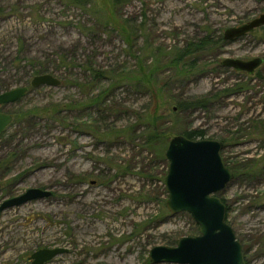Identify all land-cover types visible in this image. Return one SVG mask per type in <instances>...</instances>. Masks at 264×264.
<instances>
[{"label": "rangeland", "instance_id": "obj_1", "mask_svg": "<svg viewBox=\"0 0 264 264\" xmlns=\"http://www.w3.org/2000/svg\"><path fill=\"white\" fill-rule=\"evenodd\" d=\"M69 1L0 0V93L30 87L37 76L31 58L47 62L49 74L61 80L57 88L30 87L4 108L14 120L0 136V205L32 188L52 195L0 212V264H31L33 253L55 248L68 252L46 264H151L152 248L197 236L189 213L173 215L167 207L165 152L185 131L227 141L223 161L248 168L217 196L229 206L227 222L246 264H264V63L252 75L221 65L228 58L264 60L263 27L224 39L227 29L264 14V0H123L117 6L91 0L92 12ZM96 10L111 27L88 34L84 27L95 22ZM125 20L145 25L134 44L112 30ZM206 36L224 43L197 53L191 76L175 74L166 55ZM62 55L72 56L74 66L60 68L55 59ZM145 60L162 66L159 85L172 103L160 146L147 144L139 119L155 107L156 95L127 79L114 87L106 78L89 84L85 71L91 64L134 77ZM197 100L207 102L178 110Z\"/></svg>", "mask_w": 264, "mask_h": 264}, {"label": "water", "instance_id": "obj_2", "mask_svg": "<svg viewBox=\"0 0 264 264\" xmlns=\"http://www.w3.org/2000/svg\"><path fill=\"white\" fill-rule=\"evenodd\" d=\"M264 27V14L252 21L225 31V41H234ZM264 63L262 58L222 61L225 68L254 74ZM60 87L61 81L51 74L35 76L32 89ZM30 87H18L0 93V107L23 99ZM13 117L0 113V136L11 125ZM224 144L215 140H191L175 137L168 145L165 158L169 162L165 178L167 207L171 214L189 213L199 227L197 236H186L177 245L156 246L149 252L151 264H246L244 248L233 227L227 222V206L217 194L234 180L233 171L222 159ZM51 192L32 188L18 197L5 200L0 212L29 202L42 200ZM67 249H41L30 256L31 264H46L66 254Z\"/></svg>", "mask_w": 264, "mask_h": 264}, {"label": "trees", "instance_id": "obj_3", "mask_svg": "<svg viewBox=\"0 0 264 264\" xmlns=\"http://www.w3.org/2000/svg\"><path fill=\"white\" fill-rule=\"evenodd\" d=\"M123 0H113L114 6L119 5L120 2ZM70 4L76 6L77 8L85 9L86 11L92 12V1L91 0H70ZM95 14L97 15V18L95 22L89 26L84 27V32L91 34L94 32L96 28H102L108 30V28L111 27V23L108 20V18L101 13L100 11H95ZM132 21H122V23H119L117 25V28L114 26L112 30H115L119 32L120 35H124V40L128 43H135L137 40L138 31H142L145 28V25L141 23L140 26H135L134 23H131ZM264 28V27H263ZM219 42L224 43V39L220 37L218 41L214 40V38L210 36H206L197 42H191L187 43L182 48H176L171 53L167 54V64L174 68L175 74H178L180 76H188L191 74H194V71L199 67L198 66V60L196 58V54L200 52H204L206 50H209L210 48H213L218 45ZM146 52V51H145ZM148 53H151V48L147 49ZM166 58V57H165ZM57 63H59L62 67L71 68L74 66V58L70 55L65 56H59L57 59H55ZM166 60V59H165ZM31 67L35 68V75H42V74H49V64L46 63H38L39 59L31 58ZM146 63L145 65H140L138 71L135 72V76H128L123 77V75H115L116 71H101L99 69H96L93 65L88 64L85 66V71L88 72L91 76V80L89 81V84H95L98 81H101L103 79H108L111 81V84L116 86L117 84H121L124 79H127L129 82H135L131 85L141 87L143 90L151 91L153 95H156L158 98V101L155 105V107L147 108L145 109L144 113L139 117L140 120H143L145 122L144 129L149 134V137L147 139V144L150 145H162L161 136L164 134L162 131V121L165 117L166 113L170 111L171 108V102L166 101L164 96V90L165 88L163 86L159 85V79L158 76L162 72V66H156L154 62L152 64L147 65L146 60L143 61ZM154 63V65H153ZM32 68V69H33ZM61 81V80H60ZM29 82V81H28ZM28 84V83H27ZM9 91V90H8ZM106 91H103L99 93L94 98V104L99 105V103L102 101V98L104 96ZM204 102H207L205 100H197L194 102H184L180 103L179 105V111L186 110L187 108H191L193 106H205ZM173 111V110H172ZM110 135V134H109ZM179 135L185 136L188 139L191 140H204L206 139V133L203 131H185L181 132ZM222 143L227 144V141L221 140ZM225 165L229 167L233 173H234V180L237 179L240 176V172L242 170H246L247 167H239L237 165L229 166L227 162H225ZM248 169V168H247ZM257 174V173H256ZM254 173H247L244 172L242 175L251 178L253 176H256ZM222 201L227 206V213H226V219L228 221L229 218V206L227 205V202L225 199L221 198ZM229 222V221H228ZM199 228V227H198ZM149 262V261H148Z\"/></svg>", "mask_w": 264, "mask_h": 264}, {"label": "flooded vegetation", "instance_id": "obj_4", "mask_svg": "<svg viewBox=\"0 0 264 264\" xmlns=\"http://www.w3.org/2000/svg\"><path fill=\"white\" fill-rule=\"evenodd\" d=\"M16 103H17V102H16ZM13 104H15V103H13ZM13 104H9V105H5V106L0 107V113H4V114H7V115H11V116L13 117V120H14V115H13V114H11V113H5V112H4V108H5V107L10 106V105H13ZM13 120H12V123H13ZM12 123H11V124H12ZM10 126H11V125H10ZM10 126H9V127H10ZM7 129H8V128H7ZM29 259H30V258H29Z\"/></svg>", "mask_w": 264, "mask_h": 264}]
</instances>
